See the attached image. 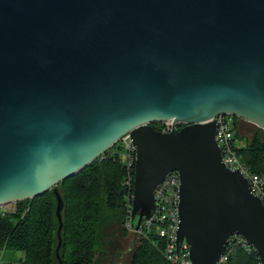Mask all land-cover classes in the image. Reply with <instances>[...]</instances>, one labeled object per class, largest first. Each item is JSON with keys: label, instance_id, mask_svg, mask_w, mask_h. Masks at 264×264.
<instances>
[{"label": "water", "instance_id": "obj_1", "mask_svg": "<svg viewBox=\"0 0 264 264\" xmlns=\"http://www.w3.org/2000/svg\"><path fill=\"white\" fill-rule=\"evenodd\" d=\"M221 113L264 131V0H0V207L52 189L59 264L56 185L126 133L134 237L175 170L191 264H217L233 233L264 264V202L222 163Z\"/></svg>", "mask_w": 264, "mask_h": 264}, {"label": "trees", "instance_id": "obj_2", "mask_svg": "<svg viewBox=\"0 0 264 264\" xmlns=\"http://www.w3.org/2000/svg\"><path fill=\"white\" fill-rule=\"evenodd\" d=\"M233 119L234 139L242 142L238 152L253 171L264 175V131L252 124L251 136L243 137L238 130L241 118L233 115ZM160 123L153 122L152 126L160 129ZM117 147L115 143L103 156L56 185L63 201L59 247L63 264H104L113 236L129 231L124 222L128 215L126 191ZM56 205L54 192L49 189L39 196L15 202L12 210H0V255L3 250H15L21 252L15 264H59L55 254ZM132 242L129 264H170L162 255L163 241L153 228L135 237L132 234ZM121 255L122 252L116 251L112 264L119 263ZM221 264H259V258L255 250L248 252L236 245Z\"/></svg>", "mask_w": 264, "mask_h": 264}, {"label": "built area", "instance_id": "obj_3", "mask_svg": "<svg viewBox=\"0 0 264 264\" xmlns=\"http://www.w3.org/2000/svg\"><path fill=\"white\" fill-rule=\"evenodd\" d=\"M214 119L216 121L215 139L221 148L222 163L230 169L238 170L247 180L251 192L258 195L264 202V175L253 171L238 152L239 147L234 139L233 115L221 113L216 115ZM172 125L171 120L161 121L160 130L170 131ZM116 143L118 145L117 156L124 170L122 184L126 191L125 201L128 213L125 225L133 232L130 228L129 213L133 192L135 147L129 133L122 135ZM179 185V175L175 170L164 177L154 190L156 209L153 215L142 223L136 232L143 234L145 230L153 228L163 241L162 255L170 264H191L187 257L188 246L186 242L183 240L179 248L176 247L175 242L179 222ZM236 245L243 247L248 252L254 250L240 235L233 233L229 236L224 252L217 264L223 263Z\"/></svg>", "mask_w": 264, "mask_h": 264}, {"label": "rangeland", "instance_id": "obj_4", "mask_svg": "<svg viewBox=\"0 0 264 264\" xmlns=\"http://www.w3.org/2000/svg\"><path fill=\"white\" fill-rule=\"evenodd\" d=\"M161 127V123H160ZM238 130L239 133L243 137H250L251 134L254 131V126L250 124L249 122L240 119L238 124ZM237 145H241V141H236ZM14 207V203H8L2 207H0V210L3 211H9L12 210ZM126 223V221H124ZM126 226V225H125ZM132 232L127 231V234H122L121 231L118 235L113 236V242H111L106 249V254L103 259L104 264H112L111 259L113 260V254L116 253V251L122 252L121 258L117 259L120 262L117 264H129L131 259V254L133 251V242H132ZM112 237V234H111ZM132 242V243H131ZM15 264V262H14Z\"/></svg>", "mask_w": 264, "mask_h": 264}, {"label": "crops", "instance_id": "obj_5", "mask_svg": "<svg viewBox=\"0 0 264 264\" xmlns=\"http://www.w3.org/2000/svg\"><path fill=\"white\" fill-rule=\"evenodd\" d=\"M21 256V252L15 251V250H3L0 255V264L4 262H12L14 263V260H17L18 257Z\"/></svg>", "mask_w": 264, "mask_h": 264}, {"label": "flooded vegetation", "instance_id": "obj_6", "mask_svg": "<svg viewBox=\"0 0 264 264\" xmlns=\"http://www.w3.org/2000/svg\"><path fill=\"white\" fill-rule=\"evenodd\" d=\"M157 127V126H156ZM156 129H158V128H156ZM158 130H160V129H158Z\"/></svg>", "mask_w": 264, "mask_h": 264}]
</instances>
